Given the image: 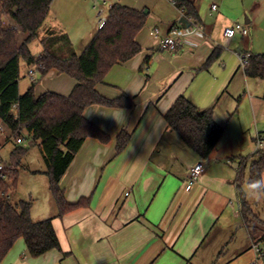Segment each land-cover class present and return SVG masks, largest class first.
<instances>
[{"label": "crops", "instance_id": "obj_1", "mask_svg": "<svg viewBox=\"0 0 264 264\" xmlns=\"http://www.w3.org/2000/svg\"><path fill=\"white\" fill-rule=\"evenodd\" d=\"M191 1L199 17H186L191 25L185 27L174 0H52L40 27L46 35L42 42L57 37L54 47L64 48L65 55L83 52L116 3L147 15L136 35L140 50L114 64L96 84L102 96L125 95L132 104L93 103L85 108V117L109 139L89 136L76 153L60 186L68 202H86L62 215L44 158L38 165L30 163L29 149L26 167H19L14 197L26 200L18 195L24 172L35 181V176H44L42 194L36 183L29 192L31 215L35 221L52 218L60 249L34 257L20 237L2 264H264V254L258 259L256 248L264 253V241L251 237L237 188L240 161L264 149V78L247 75L241 64L245 53H264V0ZM235 22L246 23L249 34L225 35V28ZM175 24L188 30L176 51H163L161 39ZM20 33L22 42L26 34ZM42 49L31 51L39 56L44 44ZM216 49L219 55L208 62ZM20 62L26 65L25 72L20 66L21 94L35 82L36 96L48 91L68 96L78 82L57 69L42 74L36 65ZM180 95L201 110H211L224 127L207 158L188 146L165 119ZM123 130L131 137L118 151ZM7 139H12L11 133ZM199 161L205 170L188 191V170ZM245 190L253 212L264 222V192Z\"/></svg>", "mask_w": 264, "mask_h": 264}, {"label": "trees", "instance_id": "obj_2", "mask_svg": "<svg viewBox=\"0 0 264 264\" xmlns=\"http://www.w3.org/2000/svg\"><path fill=\"white\" fill-rule=\"evenodd\" d=\"M52 0H0V120L16 142L9 162V179L0 176V264L15 241L23 237L31 256H40L50 249H60V241L52 218L35 221L31 215L32 200L12 201V192L19 182V167L31 145H39L50 179V188L57 201L59 214L80 206L85 198L76 203L67 201L60 180L76 153L89 136L107 141L109 136L90 122L84 115L85 108L93 103L111 106H130L132 101L125 95L108 99L96 89L108 70L120 61L134 56L140 45L136 35L145 25L147 15L138 9L114 4L107 19L94 35L83 52L65 55L55 49L57 37L43 40L44 51L35 56L30 44L38 37V31L46 18ZM185 17L198 18V10L191 0H174ZM9 16L26 34L20 43L18 30ZM219 55L214 50L209 61ZM34 64L45 74L50 69L75 77L78 82L68 96L45 92L36 96L35 82L20 93V61ZM247 75L264 78V53L251 54L245 66ZM165 119L170 128L203 158L216 147L224 127L218 124L211 110H201L184 95H180ZM130 133L123 130L118 135V151L123 150ZM28 138L29 146L19 144L18 139ZM253 158V159H252ZM3 159L0 157V161ZM250 164V165H249ZM248 172V178L246 175ZM264 149L240 161L237 176L238 195L244 222L253 239L264 241V222L253 212L247 199L244 184L248 189L264 192ZM11 181V184L9 183ZM259 182V183H257ZM257 183L256 188L251 185ZM264 254V253H263Z\"/></svg>", "mask_w": 264, "mask_h": 264}, {"label": "built area", "instance_id": "obj_3", "mask_svg": "<svg viewBox=\"0 0 264 264\" xmlns=\"http://www.w3.org/2000/svg\"><path fill=\"white\" fill-rule=\"evenodd\" d=\"M213 9H217L218 5L216 3H214L212 5ZM106 21L105 18H102L101 21V25L104 24V22ZM188 30V28H183L181 26H178L177 24L172 25L169 32L161 39L160 42V48L163 51H168V52H173L176 51L178 49L179 46V38L184 35L186 33V31ZM158 30L156 29V32ZM237 32H240L242 35H248L249 34V27L246 23L244 22H235L233 25L231 26H227L224 30L225 35L232 37L234 36ZM250 53H245L241 56V64L242 66L245 68V66L248 64V60L250 57ZM34 69H30L29 74L32 77V79H34ZM7 130V127L5 126L4 123H2V121L0 120V133L5 132ZM23 139H18V142H22ZM258 145L261 146V135L258 136ZM8 168H9V162L2 160L0 161V176H2L3 178L9 179V172H8ZM205 170V165L203 161H199L195 164H193L187 173V177H186V190H191L194 185L196 184L198 178L201 176V174L204 172ZM9 183L11 184V181H9ZM257 251H258V259L262 257L263 252L261 251L260 247H256ZM250 264H260L258 263V261H255L253 263Z\"/></svg>", "mask_w": 264, "mask_h": 264}, {"label": "rangeland", "instance_id": "obj_4", "mask_svg": "<svg viewBox=\"0 0 264 264\" xmlns=\"http://www.w3.org/2000/svg\"><path fill=\"white\" fill-rule=\"evenodd\" d=\"M6 22H11L14 25V27L18 30V39H19V42L21 43V40L23 39L24 35L22 33H20L21 32L20 27L9 16H7ZM45 36L46 35H43L42 31L39 29L38 37L30 44V48L32 49V51L34 53H37L38 51H40L43 48L42 39ZM62 50H65V49L62 48ZM20 66H21V71L25 72L26 65L24 64V62H20ZM22 91H25V89H22ZM9 135H10L9 130H6L5 132L0 133V137H3V139H2L3 145L0 147V155H1L2 159L5 161L6 160L8 161L10 159L11 152L16 145V142L13 139H7V137H9ZM19 144H21L23 146H29L30 145L28 138L25 139L24 141L20 142ZM30 148H31V151H30V155H29V161L32 164L38 165L40 162H42V159H43L42 158L43 157L42 152H41L40 148L37 146V144L31 145ZM25 163H26V159L24 158L22 160V167H20L23 170H24V167H26ZM25 173H28V172L23 173L22 180L19 184L18 195H19V197L21 196L22 198H25L26 200H32L30 198L29 192H30L31 188L35 185L33 183L37 184V185H35V187L38 186L41 188L40 189V193H41L42 192L41 179H42V177L44 178V176H40V175L35 176V177H37L36 178L37 181H35V178L32 177L33 175L32 176H31V174L26 175ZM245 187H246V185H245ZM14 193H15V191L12 192L13 196L11 199H12V201L16 202L18 200L14 197Z\"/></svg>", "mask_w": 264, "mask_h": 264}, {"label": "water", "instance_id": "obj_5", "mask_svg": "<svg viewBox=\"0 0 264 264\" xmlns=\"http://www.w3.org/2000/svg\"><path fill=\"white\" fill-rule=\"evenodd\" d=\"M180 22H182L184 24L185 27H188L191 25V22L188 20V18H186L185 16H182L180 18Z\"/></svg>", "mask_w": 264, "mask_h": 264}, {"label": "clouds", "instance_id": "obj_6", "mask_svg": "<svg viewBox=\"0 0 264 264\" xmlns=\"http://www.w3.org/2000/svg\"><path fill=\"white\" fill-rule=\"evenodd\" d=\"M257 183H259V182H257ZM257 183L252 184L251 187L252 188H256L257 187Z\"/></svg>", "mask_w": 264, "mask_h": 264}]
</instances>
